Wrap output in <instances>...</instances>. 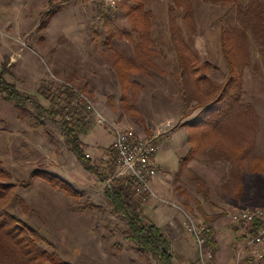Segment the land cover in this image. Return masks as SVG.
Masks as SVG:
<instances>
[{"label":"rangeland","instance_id":"obj_1","mask_svg":"<svg viewBox=\"0 0 264 264\" xmlns=\"http://www.w3.org/2000/svg\"><path fill=\"white\" fill-rule=\"evenodd\" d=\"M115 1L113 6L112 0H89L87 3L72 0L51 29L46 31L39 28V22L30 30L24 24L21 28L19 25H0V70L6 69L7 80L16 84L18 91L31 99L25 104V112L33 114L27 120L21 119L19 107L0 93V183L17 186L16 197L9 210L38 230V234L48 241L42 246L49 252L58 253L68 264H123L124 261L127 264L162 263L154 255L142 257L134 243L126 239L130 234L127 223L115 219L121 214L106 197L109 181L103 182L95 174L87 172L63 135V107L69 101L84 106L82 94L88 95L92 109L87 105L86 115L93 119L82 140L87 155L106 174L108 166L112 164L110 153L116 128H131L141 136L152 137L169 122L175 131L183 127L182 114L193 110L196 104V101L190 103L191 109L183 111L181 85L173 75L178 70L169 30V8L173 0H152L149 9L155 14L153 35L158 48L162 49L161 56L154 59L159 70L149 68L146 74L135 72L132 75V81L138 84L135 86L138 97L133 102V108L125 107L122 102L124 91L112 57L114 51L121 56L135 57V47L126 37L120 39L115 35L111 44L107 38L109 28L125 32L132 30L131 21L118 5L119 2ZM241 1L245 4L250 0ZM36 3L37 7L40 6L38 19L41 15L42 21L43 1ZM46 19H49L48 13ZM196 19L198 30L195 35L180 20L185 38L203 61L209 60L217 65L218 69L210 72L209 77L222 82L228 73L222 52V34L225 28L236 25V13L221 4L202 2L197 9ZM109 20L110 25H105V21ZM250 38L252 65L247 69L245 78V102L254 105L260 118L257 109L264 113V54L255 39ZM34 102L47 110L42 119L36 112ZM196 110L191 115L197 116L200 110ZM51 111L55 112L50 114ZM98 113L107 122H100L96 117ZM38 119L43 120L45 127L37 124L35 120ZM171 131L161 135L157 144L160 147L164 143L160 152L167 156L170 167L178 169L180 160L173 150L169 151L171 144L166 140ZM190 165L193 166L191 171L211 179L208 185L215 194L214 199L219 202L216 198L219 184L216 174L226 172L227 165L216 163L214 156L195 163L191 161L188 169ZM115 170V175L121 176L118 165ZM37 171H47L63 178L74 186L79 196L71 198L46 181L33 178ZM159 173L158 168V176H161ZM166 175L161 177L163 184L169 186ZM185 175H188L187 172L174 178L173 182L188 187L193 199H200ZM153 187L156 188L154 184ZM21 199L27 201L29 211L23 210ZM179 202L178 205L189 212L182 199ZM190 204L194 211L189 213L198 222L206 223L205 214L196 212L198 208L195 202ZM231 211L229 208L227 215H221L224 218L222 228H234L231 215L239 210ZM202 212H211L212 216L216 213L214 208L207 205L202 207ZM194 242L185 253L184 261L177 256L174 264H204L200 260L196 239ZM231 251L232 247L227 253ZM234 254L233 264L243 263L239 252L237 254L235 250ZM217 263L216 254L213 260L207 261V264Z\"/></svg>","mask_w":264,"mask_h":264},{"label":"trees","instance_id":"obj_2","mask_svg":"<svg viewBox=\"0 0 264 264\" xmlns=\"http://www.w3.org/2000/svg\"><path fill=\"white\" fill-rule=\"evenodd\" d=\"M117 1L131 21L132 30L125 32L109 28L107 38L110 44L115 35L120 39L126 37L134 43L135 57L121 56L116 54V51L112 57L113 66L119 74L124 91L122 102L125 107L133 108V102L138 97V91L135 92V86L138 84L135 80L132 81V75L135 72L146 74L149 68L159 70V65L154 59L161 56L162 49L158 48L153 35L155 14L149 9L152 0ZM202 2L221 4L232 8L236 13V25L225 28L222 34V52L228 72L222 82L209 77L210 72L218 69L217 65L201 59L197 50L186 40L181 23L183 21L189 32L195 35L198 30L196 12ZM169 13L171 46L178 65V70L173 75L181 85L180 99L183 102V111L190 108V103L196 101L193 110L184 112L182 117L185 118V114L189 117L196 109H203L196 119L187 123L191 151L185 157H181L179 174L187 172L197 194L203 201L213 206L211 189L206 180L188 169L189 163L200 153L214 154L215 150L234 151V157L229 158V161L264 176V159L255 156L260 118L254 105L245 102V78L247 69L252 65L251 36L264 54V0H250L245 4L241 0H173ZM48 17L49 22L53 14L49 12ZM110 23L111 20L105 21L107 26ZM7 73L6 69L0 70V93L7 101L19 107L21 119L33 117L32 113L25 112V104L31 102V99L22 95L17 85L6 79ZM85 96L89 99L88 95ZM33 105L42 119L47 110L41 105L37 106L35 102ZM86 106V102L83 106L69 101L63 107L61 113L64 115L61 122L63 135L86 171L95 174L103 182L109 181L106 185V197L116 211L128 219L129 238L143 251L144 257L154 255L160 258L162 264H174V256L165 234L161 228L144 217L147 202L138 195L136 180L128 175H115L118 158L114 148L112 147L110 153L112 164L108 166L106 174L85 152L82 135L87 133V127L93 119L86 115ZM54 112L51 111L50 114ZM35 121L37 124L44 123L40 119ZM42 125L45 127V124ZM32 177L46 181L51 187L71 198L76 199L79 196V192L71 183L50 172L37 171ZM16 189L15 184L0 183V264H68L58 253L49 252L42 246L48 241L38 234V230L24 223L18 215L9 210L16 197ZM178 189L182 195H188L183 205L189 211H194L190 202H195V206L200 210L202 202L190 197L188 188L178 186ZM20 203L24 211H29L30 206L26 200L21 199ZM206 218V223L213 229L210 222L212 219Z\"/></svg>","mask_w":264,"mask_h":264},{"label":"crops","instance_id":"obj_3","mask_svg":"<svg viewBox=\"0 0 264 264\" xmlns=\"http://www.w3.org/2000/svg\"><path fill=\"white\" fill-rule=\"evenodd\" d=\"M36 1L38 0H0V25L6 27H9L11 25H19L21 28V26L24 24L25 28L30 30L36 27V23L39 22L38 24L40 29L45 31L50 30L53 24L57 21L58 17L64 12L65 6L72 2V0H42L43 3L41 4V6H43L44 8L41 12L43 16V19L41 21V15H39L40 19H38V11L40 6L37 7ZM82 1L83 3H87L89 0ZM46 6L49 7L45 8ZM49 12L53 14V17L48 22V19L46 18L47 13ZM198 110L202 112L203 109L199 108L196 111ZM257 110L260 113L261 122L256 138L255 156L264 159V113L259 109ZM200 112L197 114V116L190 115L189 117H187V115L185 114L184 121L182 122L183 127L178 128L175 131L172 130L171 133L167 136L166 140H169L171 144L169 147V151L173 150L174 155L178 156L180 165L181 157H185L191 151V143L189 142L190 131L187 127V123L196 119ZM179 115L180 113H178L177 116ZM181 132H183V134H181ZM163 144L164 143H162L159 147V152L156 156V164L160 169L159 174L161 176L163 174H167L166 176L168 179L166 181L169 186H165L163 184L162 177L158 176L154 181V185L156 186V188H154V191L158 195L160 194V197L162 196V198L167 200L172 199V202L175 201L173 203L178 205L180 204L179 201H181L182 199V201L184 202V200L188 198V195H182L181 192L180 195L183 198H181L179 195V189L177 187L181 186V184H175L173 182V179H176V177H179L181 175L179 174L180 165L178 169L170 167L167 156H165L162 151L160 152ZM166 144L168 145V142H166ZM181 151L183 154H181ZM215 151L216 152L214 154H209L208 152L200 153V155L196 156L193 161L195 163L197 160L202 161V158L207 159V157L211 158L214 156L216 163L223 162L227 165L226 172L223 171L220 175L218 173L216 174L219 182V184H217L218 191H216V198L219 202H216V200L214 199L215 194L212 190L211 199L214 204L213 206L203 201L201 196L200 199L196 198L200 200L202 204L200 207V211H196L197 209L195 211L201 214H205L206 217L212 219L210 220V222L214 230V237L211 248L214 254H216L218 261L217 264H233V256L235 255V250L237 251V254L239 252L240 259L243 261V263L240 262L239 264H264V254L263 257H260L258 248L255 245H250L248 242L251 238V234L253 236L252 226L246 225L241 227L237 225L236 222L233 221L231 215L234 228L230 229L221 227L224 219L221 218V215H223L224 213L227 215L229 212H226L229 208L232 210V213L236 210L247 208H264V176L259 173L250 172L247 168L240 167L235 163L229 161V158L234 157V151ZM192 167L193 166L190 165L189 169L192 170ZM197 174L203 177L207 183H210V178L206 177L202 173ZM185 176H187L188 178V175ZM182 187L188 188L184 185ZM190 197L193 198L191 194ZM203 202H205V204H203ZM204 205L214 208L216 213L213 216L211 215V212L203 213L202 207ZM143 213L147 221H150L153 224L157 225L165 234L166 238L169 241L170 251L174 256V261L177 260V256H181V258L179 257V259L184 261L185 253L190 250V246L195 244V238H193L194 236H191L190 232L185 228V217L181 210L175 206L167 205L160 201L150 199L146 203ZM206 217H204L205 221L207 220ZM115 219H117L119 222L121 220L123 222L125 221L130 233L128 219L125 216L121 215V217ZM117 220L115 222H118ZM235 226H237L238 228L235 229ZM126 239L131 240L129 237H126ZM89 244L92 245V243L90 242ZM134 245L136 246L135 243ZM230 247H232V251L227 253V250ZM137 249L139 253H141V256L144 257L143 251L138 247ZM124 250H126V248ZM228 260L230 261V263H228ZM123 264H127V262L124 261Z\"/></svg>","mask_w":264,"mask_h":264},{"label":"built area","instance_id":"obj_4","mask_svg":"<svg viewBox=\"0 0 264 264\" xmlns=\"http://www.w3.org/2000/svg\"><path fill=\"white\" fill-rule=\"evenodd\" d=\"M112 0V5H115ZM84 96L83 101L87 103V107L92 109L89 99ZM96 117L100 122H107L102 114L98 113ZM70 119L69 117H67ZM172 130L171 123H166L159 129L157 135L145 137L139 135L134 129H115V140L113 148L117 153L118 166L121 169V175H128L136 180V190L144 201L148 202L154 199L172 205L181 210L184 214L185 228L192 233L199 245L200 260L207 264L215 258V254L211 248V242L214 237L213 229L207 223L198 222L188 211L181 208L170 200L160 197L154 191V181L158 176V168L156 164V156L159 152L157 144L158 138ZM89 157V155H88ZM232 219L236 223L252 226L255 232L250 241V245L258 248L260 257L264 254V208L242 209L235 212Z\"/></svg>","mask_w":264,"mask_h":264}]
</instances>
